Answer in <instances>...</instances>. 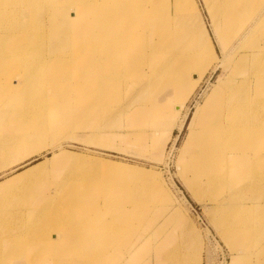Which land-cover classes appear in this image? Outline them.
<instances>
[{
  "label": "bare ground",
  "instance_id": "1",
  "mask_svg": "<svg viewBox=\"0 0 264 264\" xmlns=\"http://www.w3.org/2000/svg\"><path fill=\"white\" fill-rule=\"evenodd\" d=\"M177 1L173 0L174 17H170L165 13L168 0H0V165L9 166L23 161L28 152L37 154L43 148H52L55 145L53 137L74 126L68 127L71 123L66 124L64 112L47 115L49 107L56 108L57 104L64 107V95L59 85L64 83L66 69L78 74L74 78L78 79L77 90L84 99L95 94L97 119L90 130L95 138H100L106 117L130 113L128 117L138 119L146 109L147 101L137 105L142 113L134 114V97L128 100L131 107L124 105L113 112L110 105L113 94L106 97L111 90L134 84V88L139 87V94L150 92L152 95L155 86L160 84L162 94L156 98H167L164 102L172 107L170 121L165 122L157 112V106L153 114L148 113L149 127L141 128L143 132L137 137L150 142L154 133L153 144L159 151L166 137L174 128L182 130L187 119L189 134L179 161L181 179L192 198L215 206L212 210L222 221L223 234L235 228L231 235L228 233L233 239L232 251L236 252L232 264H240L246 251L257 243L258 233H262L259 232L263 225L260 214L264 215V0H204L216 41L205 38L195 0H180L184 3L182 8ZM194 34L199 35L201 45ZM258 36L262 39L257 40ZM229 44L231 47L227 49ZM219 67H223L225 76L189 116L187 103L201 88L209 71ZM58 91L60 103L50 102L49 94ZM34 102H39L40 106ZM184 111L189 113L179 121ZM46 115L48 118L44 120ZM24 146L30 147L29 150L20 149ZM71 158L75 164L70 165L72 169L88 160L82 155H71ZM46 161L32 165L2 183L0 196L16 194L18 187L12 184L19 180L20 185L30 186L40 176ZM97 165L104 166L107 171H114L116 166L110 163ZM133 173L122 170L120 176L113 178L100 175L104 177L102 183L105 186L102 199L115 204L119 197L116 193L123 187L129 190L127 208L131 211H124L121 216L124 221L129 219L131 212L140 209L141 214L135 216L127 236L115 230V238L123 236V240H115L112 247L103 251L101 247H94V253L99 254L81 261L70 253L69 246L57 252L52 234L39 229L34 236L38 246L44 250L53 244L47 251L53 259L46 264H139L153 252L154 264H190V256L179 251V247L172 246L170 252L171 247H159L165 243L163 239L159 245L151 247L153 227L158 233L163 225L145 223L143 205H138L134 197L135 190L139 195L143 191L141 179L146 171L135 170ZM152 191L156 194L158 187H153ZM55 193L57 191L49 192L47 199L51 200L40 203L34 218L51 212L55 206ZM92 196V193H82L86 198L99 197ZM155 196L160 201V196ZM74 208L81 210L80 206ZM15 212L20 216L18 211ZM15 212L7 211L14 215H5L0 208V221L15 218ZM110 217L117 219L115 215ZM144 224L148 233L134 244ZM113 229L111 224L104 226L102 231ZM96 230L95 226L87 233L89 238L100 233ZM63 237L59 242L64 243ZM15 240L12 234L7 239H0V261L16 259L17 255L25 258L24 252L20 253L24 247L10 253L17 246ZM5 241L11 243V247L5 246Z\"/></svg>",
  "mask_w": 264,
  "mask_h": 264
},
{
  "label": "rangeland",
  "instance_id": "2",
  "mask_svg": "<svg viewBox=\"0 0 264 264\" xmlns=\"http://www.w3.org/2000/svg\"><path fill=\"white\" fill-rule=\"evenodd\" d=\"M177 2L181 5V8L182 5L184 6L182 1L178 0ZM195 2L199 8L200 21L206 34L205 38H210L216 41V33L213 30L204 0H195ZM165 13L166 16L174 17L173 0H168V6L165 8ZM198 36L199 35L196 34L195 36L194 34L195 39H197L196 41L200 44L201 40ZM259 39H262V37L258 36L257 40ZM220 40L222 41L221 38ZM230 47L231 44H229L227 49H230ZM220 58L221 60L224 59L222 54H220ZM221 69L223 70V67H219L217 70L212 68L206 75L201 88L196 91L186 105V109L190 108V111L187 109L190 112H188L189 116L199 105L203 104L206 97L215 87L214 85L221 80L220 78L225 76ZM77 75L78 74L75 73V71L70 72L68 69L64 71V83L59 85L60 91H62V94L64 95V107H58L57 104L56 108L50 109L49 107V110L47 111V115L50 114V112H64V115L67 117V120H65L66 124H69V121L71 123L68 127L73 124L74 126L69 129H64V131L57 134L56 137H53L55 145L52 148H43V150L37 154L28 152L26 154L28 155V158L26 157L23 161H18L9 166L0 165V169H4L0 171L1 185L7 180L15 177L18 173L24 171V169L47 160L40 176L32 181L30 186L29 184L20 185L22 183L19 180L17 184H12L15 187H18L16 188V194H12V196L10 194L0 196V208L4 211V214L14 215L12 213H7V211H18V213H20V216H18L15 212V218H7L6 216L7 219L4 217V219H1L0 239H7L11 234L15 236V244H12H17V246L14 250L11 249L10 253L18 252V248L24 247L20 253L24 252L23 255L25 254V258L28 259L17 255L16 259L13 260L4 261V259H2L0 264H28V262H33V264H46L48 260L53 259L52 255L49 256L47 253L49 247L53 244L54 247H56L57 252H60L61 248L69 246L72 255H76L79 260L85 261L93 259L94 255L99 254L94 253V247H101L103 251L112 247L115 240L119 239L118 242L123 240V236L126 237L127 232L132 227L135 216L141 214L138 212L140 209L135 205L134 207L138 208V211L131 212L129 219L124 221L121 218L124 211H131L127 208L130 204L129 195L131 194L129 190L126 187L119 190V193H116L119 197L116 198L117 201L115 204H113L114 201H109L106 198L102 199L105 186L102 183L104 177L100 176L103 174L105 176H110L111 178L118 177L122 170L127 173L128 170H130V174H134L133 171L135 170L146 171L144 178L141 179L143 181V191L141 192V195H139V192L135 190L136 197H134V201H138L137 203L138 205L140 203V206L143 205L144 207L146 205L144 208L141 206L143 216L146 220H143V222L145 221L146 224L153 222L156 224L160 223V226L163 225L158 233L157 231H154L153 227L152 234H150L153 237L151 240V247H156L160 244V240L163 239V241L165 240V243L163 244L162 242L159 247H171L168 252L174 248L172 246L179 247V251L186 254L187 257L190 256V264H232V258L236 256V252L232 251L233 248L231 245L233 244V239L230 235L235 231V228L229 229L228 233L230 235L228 233L223 234L220 226V217L212 210L215 206L212 204L199 203L192 198L180 176L179 161L182 157L181 148L185 144L189 134L187 128L188 121H186V118L185 120L183 119V115L188 114L186 113L187 110L186 112L184 111L185 114L183 113L179 117V121L182 119L184 120V127L182 130L178 127L174 128L171 135L166 137L163 146L161 145V149L158 151L154 146L155 144H153V140L156 136L154 133L151 134L150 142L142 140L143 138L137 136L143 132L141 128L149 127L148 121L150 120V117H148V113L151 112L153 114L157 106V112L165 118V122L170 121L168 118L172 107L164 102L167 98L164 100L156 98V96L158 97V94L161 93V85L158 84L155 86L157 88H155L152 95L150 92L147 95L139 94V87L134 88V84H132L131 87L127 86L124 89H115V91L111 90L106 97L110 98V94H113L112 96L114 98H112V102H110L113 112H116L124 105L131 107L129 101L134 97L136 104L133 109L134 114L140 115L142 111L137 105L147 101L146 109L138 119L136 116L133 118L128 117L130 116V113L127 115L124 114L121 117H117L115 114L106 117L107 120L105 119L101 125V130L103 131L100 133L102 135H99L100 138H95V136L91 134L92 132H90L97 119V114L95 113V94H90L87 99L83 98L81 92L77 90L78 79L76 80V78H74V76L77 77ZM133 88L135 89L133 91V93L135 92L134 94L131 91ZM48 98H51L50 102L53 100H55L56 103L59 102V91L56 94L50 93ZM197 102L199 103L198 105ZM34 104L40 106L39 102H34ZM115 105L119 106L117 107ZM47 115L44 120L48 118ZM174 118L175 116H173L172 119ZM55 128L56 127L52 128V130ZM158 130L161 129L158 128ZM145 143H147V146L143 147ZM28 148L30 147L24 146L20 149L27 151L29 150ZM71 155H82L88 160L83 161L81 165L72 169L70 165L75 164L73 163ZM101 163H110L111 165L116 166L113 169L114 171H107V169H103L104 166L99 167L97 165H101ZM262 169L264 170V168ZM238 174L237 171L236 175ZM96 180L97 182H95ZM118 182L119 178L117 180V183ZM50 183H52V185ZM155 186L158 187L156 194L160 196V201L157 200V196H155L156 194L152 191ZM262 186H264V182L262 183ZM52 190L57 191L55 197H53L55 201L54 208L43 217L34 218V212L38 209L40 203L51 200L47 198H49V192ZM18 191L22 192L20 193ZM83 192L86 195L92 193L93 196L99 197L97 199L82 197ZM250 193L251 192H248L247 194L250 196ZM153 194L154 197H152ZM6 195H8V197ZM13 195L15 196L13 197ZM5 198H7V202ZM82 198H84V200ZM22 199L26 200L24 201ZM236 202L237 201H235V203ZM32 203V207L26 210ZM124 205L125 208L122 207ZM74 206H80L81 210L75 209ZM2 207L5 208L2 209ZM73 209L75 210V213ZM114 215L117 219H112L110 217ZM260 216V221L261 223L263 222V225L262 228L259 229V232L262 233H258L257 243H253L249 250L246 251L240 264H264V215L260 214ZM111 224L114 225L113 230L102 231L104 226ZM95 226L97 228L96 231H99L100 233L89 238L90 235H87V233H90ZM39 229L42 231H48L52 234L51 237L53 239V244L44 250H42L40 245L38 246V243H36L37 237H35L36 239L34 238ZM115 230H119L123 236L115 238ZM147 230L148 227L144 224L142 230L136 235L134 244L137 243V240L141 238ZM31 236L33 237L31 238ZM61 236H64V243L59 242L62 241V239H60ZM43 237H45V235H43ZM25 241L27 242L25 243ZM3 244L11 247V243L9 245L8 241L3 242ZM22 244L26 245L23 246ZM191 252L192 254H190ZM153 253L146 256L145 260H142L139 264H154L155 259Z\"/></svg>",
  "mask_w": 264,
  "mask_h": 264
},
{
  "label": "crops",
  "instance_id": "3",
  "mask_svg": "<svg viewBox=\"0 0 264 264\" xmlns=\"http://www.w3.org/2000/svg\"><path fill=\"white\" fill-rule=\"evenodd\" d=\"M6 169V168H5ZM2 170H4V169H0V171H2Z\"/></svg>",
  "mask_w": 264,
  "mask_h": 264
}]
</instances>
